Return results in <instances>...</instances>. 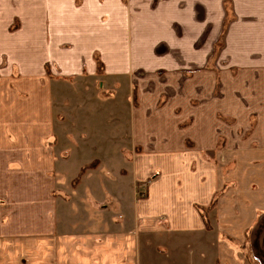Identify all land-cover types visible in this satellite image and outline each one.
<instances>
[{"label":"crops","instance_id":"obj_1","mask_svg":"<svg viewBox=\"0 0 264 264\" xmlns=\"http://www.w3.org/2000/svg\"><path fill=\"white\" fill-rule=\"evenodd\" d=\"M119 77L130 92L151 78L157 94H186L197 129L152 135L160 177L132 203L130 230L126 214L71 213L59 194L68 154L53 90ZM155 103L132 106L134 135L148 134ZM179 107H167L177 124ZM213 109L237 125L253 111L264 125V0H0V264H142L147 240L154 264H264V131L244 144L223 134L216 165L204 157Z\"/></svg>","mask_w":264,"mask_h":264},{"label":"rangeland","instance_id":"obj_2","mask_svg":"<svg viewBox=\"0 0 264 264\" xmlns=\"http://www.w3.org/2000/svg\"><path fill=\"white\" fill-rule=\"evenodd\" d=\"M215 78V92L210 93L208 98L210 102H218L219 80L218 77ZM153 80L151 78L145 80L141 92L134 84L130 92L124 78L121 77L115 79V84L107 89L105 87L101 89L98 82L93 83L90 90L87 85L91 82L85 81L86 90L80 88L79 82L53 90L54 100L59 104L56 111L64 119L61 122L65 133L64 136H60L57 149L68 154V159L64 162L63 178L59 180L62 184L59 194L64 202L69 203L70 206H67L69 212L108 216L124 213L126 230H130L129 213L132 203V207L135 205L137 208L141 201L146 200L148 187L160 177L159 169L154 167L157 158L155 148L159 143L152 135L176 132L183 134L190 129V132H196L197 129L191 128L190 118L185 117L186 109H182L183 99L180 97H185L186 94H178V97L177 93L168 89L157 94L156 81ZM138 101H156L147 114L148 124L144 126L148 130L147 137L134 135L136 127L132 122L131 108L138 106ZM172 103L180 106L174 109V113L179 117L178 124L170 120L173 110L170 111L167 107ZM192 103L194 111L204 108L203 101L195 100ZM211 112L212 123L209 131L211 140L216 139L215 148L204 157L216 165H219L218 153L224 151L226 146L223 134L239 132L244 140L241 142L244 144L252 134L264 131V125L258 123L257 115L253 111L249 115H244L242 124L239 125L234 124L232 118L220 114L218 109ZM167 113H170L169 120ZM196 127L199 130L202 128ZM183 143L185 150L195 148L190 140L185 139ZM95 159L102 161L101 170L92 168L98 165ZM141 175H144L142 181L135 184L136 180L141 179ZM71 186L74 187L73 191ZM135 243L133 233L127 232L126 261L133 255ZM147 244L142 264H154V244L150 240H147Z\"/></svg>","mask_w":264,"mask_h":264},{"label":"trees","instance_id":"obj_3","mask_svg":"<svg viewBox=\"0 0 264 264\" xmlns=\"http://www.w3.org/2000/svg\"><path fill=\"white\" fill-rule=\"evenodd\" d=\"M220 193H221V192H220ZM220 193H218V194L215 195V198L212 200V204H211L206 210L203 209V208H202V209H201V208L198 209L199 212H200V214L202 215V218L205 217V213H206L205 211H208L209 209H211V208L214 206V204L216 203V202H215L216 197H217L218 195H220ZM203 214H204V216H203Z\"/></svg>","mask_w":264,"mask_h":264}]
</instances>
